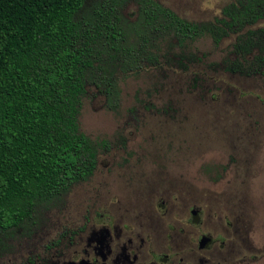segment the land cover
Listing matches in <instances>:
<instances>
[{
	"label": "rangeland",
	"instance_id": "obj_1",
	"mask_svg": "<svg viewBox=\"0 0 264 264\" xmlns=\"http://www.w3.org/2000/svg\"><path fill=\"white\" fill-rule=\"evenodd\" d=\"M101 1L88 0L86 8ZM157 1L202 22L222 17L236 0ZM121 12L130 42H138L132 31L137 0H123ZM257 26L264 27V19ZM236 37L215 45L207 36L185 49L163 43L160 64L140 71V62L133 61L129 71L118 69L116 97L88 85L80 128L97 144V169L63 197L38 206L32 220L2 233L0 264H45L53 255L58 263H70L76 253L91 258L96 253L89 244L95 231L102 233L98 227L109 223L106 216L124 212L126 220L141 217L158 229L155 201L170 197L205 205L203 229L224 236L227 249L219 257L226 263L246 257L245 264H264V141L258 138L264 137V81L227 70ZM223 185L229 187L221 191ZM244 190L252 201L247 236L224 214L240 195L247 198ZM184 243L185 236L178 245ZM254 252L261 261L251 260Z\"/></svg>",
	"mask_w": 264,
	"mask_h": 264
},
{
	"label": "trees",
	"instance_id": "obj_2",
	"mask_svg": "<svg viewBox=\"0 0 264 264\" xmlns=\"http://www.w3.org/2000/svg\"><path fill=\"white\" fill-rule=\"evenodd\" d=\"M87 1L0 0V236L94 175L98 147L80 128L88 85L116 97L118 69L129 71L133 61L140 71L160 64L166 42L185 49L209 36L218 45L233 24L253 21L264 7V0L232 3L226 12L233 21L224 27L218 19L189 21L157 0H137L132 43L123 0L86 8ZM252 34L236 47L259 44Z\"/></svg>",
	"mask_w": 264,
	"mask_h": 264
},
{
	"label": "flooded vegetation",
	"instance_id": "obj_3",
	"mask_svg": "<svg viewBox=\"0 0 264 264\" xmlns=\"http://www.w3.org/2000/svg\"><path fill=\"white\" fill-rule=\"evenodd\" d=\"M239 1L236 0L233 3ZM228 6L223 8V16L217 18L219 20L218 24L224 27H227L226 25L233 21L232 17L226 12ZM263 19L264 7H261V14L252 19L253 21H245L242 26L236 23L233 24L234 30H229V33L222 37L219 44L225 38L233 34L237 35L231 47V53L235 57L228 59L226 62L228 63L226 64L228 71L246 77L257 75L264 81V49L260 47V45L264 47V27L257 26ZM252 32L253 40L258 41L259 44L255 43L249 51L238 49L236 46L240 43V37H246L247 34ZM232 61H241L242 64L240 63L239 69L233 68ZM258 138H261L260 141H264V137ZM248 159L252 160L253 156L248 157ZM247 165H250V163ZM238 177L239 175L236 178ZM228 187L229 185H223L220 190H225ZM175 191H171L169 195L172 196ZM179 191L184 193V198L186 192L184 190ZM244 194L247 198L240 195L234 202L235 208L225 209L224 214L228 219L234 217L235 221H230V225L232 227L235 225V229H238L241 235L247 236L252 201L246 190H244ZM168 199V202L160 199L155 201L154 209L158 217L157 221L162 222L158 229H156V225L146 222L149 220L144 218L140 217V222H133L123 217V214H126L124 212H121V216L112 212V214L106 216L109 223H104L98 227V229H102V233L99 234V230L95 231L89 244V249L93 248L96 256L87 258L85 253H76L77 256L70 263H58L56 256L53 255L50 258L51 262L45 264H230L226 263L223 257H219L225 255L224 252L227 249L224 236L208 234L203 229L206 215L205 205L203 204L202 207L196 206L194 204L196 202L185 205L184 199L180 203L177 202L176 198L170 197ZM182 205L185 207L182 213L173 210V207L181 209ZM220 211H217L216 216L220 215ZM173 216L175 217L174 221H171ZM167 218H170V220ZM183 236H185L184 245H178ZM80 242H82V239H80ZM209 254L215 255L216 258L209 259ZM249 256H252L251 260L255 262L262 260V257H259V254L255 252ZM245 260L247 258L242 257L240 264H245L243 262ZM262 262L264 263V260ZM31 263L35 264L32 260ZM231 264H235V262Z\"/></svg>",
	"mask_w": 264,
	"mask_h": 264
}]
</instances>
